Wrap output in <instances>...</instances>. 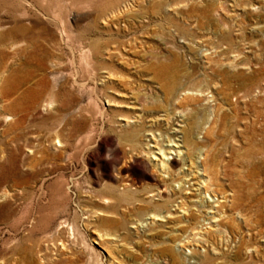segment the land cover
Listing matches in <instances>:
<instances>
[{
  "label": "rangeland",
  "instance_id": "1",
  "mask_svg": "<svg viewBox=\"0 0 264 264\" xmlns=\"http://www.w3.org/2000/svg\"><path fill=\"white\" fill-rule=\"evenodd\" d=\"M263 122L264 0H0V264H264Z\"/></svg>",
  "mask_w": 264,
  "mask_h": 264
},
{
  "label": "bare ground",
  "instance_id": "2",
  "mask_svg": "<svg viewBox=\"0 0 264 264\" xmlns=\"http://www.w3.org/2000/svg\"><path fill=\"white\" fill-rule=\"evenodd\" d=\"M231 67H233V68H235V67H237V66H231ZM225 84V83H224ZM244 84V83H243ZM242 88V87H241ZM222 90V89H221ZM247 90V89H246ZM242 91V90H241ZM252 91V90H251ZM206 90H203V89H194L193 91H190V89H187V88H183L182 90H181V96H183V101L185 100H194L195 101V99H198V97H205L206 98V96H208V94H206ZM223 93V92H222ZM245 93V95H243L244 96V98H247L248 96H249V94H250V92H248V91H245L244 92ZM233 94H235V93H233ZM224 95H225V93H224ZM228 96V95H227ZM242 96V95H241ZM251 96V95H250ZM240 97V96H239ZM238 97V98H239ZM33 98V100H32V102L30 103V104H36V102H37V100H38V96H33L32 97ZM237 99V98H236ZM206 100H207V102H208V98H206ZM246 100H248V99H246ZM200 101V100H199ZM17 102H18V106H19V101L17 100ZM249 102V101H248ZM17 105V104H16ZM51 105H52V102H48L47 104H45V106L47 107V108H50L51 107ZM46 108V109H47ZM219 108V107H218ZM234 109H235V106H234ZM231 110V109H230ZM241 111V110H240ZM220 109L218 110L217 108L216 109H211V111L209 112V115H208V118H207V120H206V122L203 124V127H202V129H201V131L203 130V131H205V132H208L209 134H213V135H215L216 136V130L214 129V128H212V129H210L211 128V123L213 122V120L214 119H216L217 121H218V119L219 120H221L222 119V116L220 115ZM234 112V111H233ZM237 112V111H236ZM255 112V111H254ZM240 113V112H239ZM262 114V113H261ZM260 113H259V115H257L256 116V118L258 119V118H260L262 115H261ZM181 115V114H180ZM225 115V114H224ZM238 115V114H237ZM236 115V116H237ZM261 115V116H260ZM182 117L184 116L183 114L181 115ZM232 116H234V114L232 115ZM239 116V115H238ZM255 116V115H254ZM260 116V117H259ZM263 117V116H262ZM225 118V116H223V119ZM228 118V117H227ZM233 118V117H232ZM242 119V118H241ZM260 119H262V118H260ZM216 122V121H215ZM255 122V121H254ZM264 123V122H263ZM215 124V123H214ZM218 124V123H217ZM258 125L260 124L261 125V123L258 121V123H257ZM256 124V125H257ZM209 125V126H208ZM255 125V124H254ZM255 125V127H257ZM217 126V125H216ZM179 127H181L180 125H179ZM260 127V126H259ZM247 129V128H246ZM264 130V129H263ZM257 131V130H256ZM261 131V130H260ZM174 132L175 133H182V131H180V130H174ZM259 133H261V132H259ZM208 134V135H209ZM218 135V134H217ZM177 136V137H176ZM176 136H174L173 138H168V145L165 147V146H161L160 148H157V152H155V151H152L151 149H149V151L146 153V155H148V158H149V160L150 161H158V163H155V167L156 168H158L161 172H163V173H169L170 172V167L168 166V160L169 159H171L170 158V155H173V154H175V155H180L181 154V149H180V147H182L178 142H179V140L180 139H178V135H176ZM153 139H154V136H153ZM148 145H149V143H148ZM148 147H154V146H148ZM212 149H209V150H207V149H205V148H201V149H199V153H198V158H200L201 160H204L205 161V163L207 164L212 158H211V156H212ZM157 156H159V158L157 157ZM202 175L206 178V179H203L200 183L201 184H199L200 186H202V188H204L205 189V195H207L208 194V192L210 193L209 194V196H214L215 197V200L213 201L214 203H216V205L214 206V207H217V203H221V202H223V200L222 199H219V198H216V196H217V194L216 193H219L218 192V188L221 186L218 182H217V180L216 179H214V178H212V177H210V176H208L207 174H204V172L202 173ZM173 180V182L175 181V182H179V181H176V180H174V179H172ZM179 180V179H178ZM181 180V179H180ZM182 182H184V181H182ZM181 182V184H183ZM180 184V185H181ZM183 186H184V184H183ZM168 188V187H167ZM212 194V195H211ZM220 195H221V198H224V199H226V201H229V202H233V201H235V199L237 198V194L235 195V193L234 192H232V193H229V195L230 196H232L233 198L232 199H229V197H228V195H225L226 193H219ZM238 198H239V196H238ZM237 203V202H236ZM103 205L104 206H107L104 210H100V211H98V212H96V213H99V215H108V211L106 210V209H109V208H111L112 207V201L110 200V199H108V198H104L103 199ZM161 205H164V204H161ZM214 207H212L211 206V209H213ZM210 213H214L213 212V210H211V212ZM217 213L220 215V217H222L221 216V214H223L222 212H218L217 211ZM237 214H238V216H240L241 215V211L240 210H238L237 211ZM161 217L162 216H160L159 214H156V213H152V214H149V217H147L146 218V220H151V219H153V220H160L161 219ZM224 217V216H223ZM163 218H165L164 216H163ZM214 219H216V217H211V219L210 220H214ZM214 222H217L216 220L214 221ZM148 223H147V221H146V223H140L139 225L142 227V226H146ZM216 227H218V229H216V230H220L219 229V226H220V224H219V222H217L216 223V225H215ZM222 228V227H221ZM232 230V229H231ZM225 231V230H224ZM195 236L196 235H194V239H195ZM222 236H224V234L222 235ZM103 237V235H100L99 236V238H102ZM197 237V236H196ZM201 238V237H200ZM200 238L198 237L197 238V240H200ZM230 241V239H229V237L227 236V234L225 235V242H226V244H228V242ZM235 241V240H234ZM95 243H97V242H95ZM98 244V243H97ZM179 246H184L182 243H179ZM187 252H190L189 250H187ZM191 263V262H190ZM193 263H198V262H193Z\"/></svg>",
  "mask_w": 264,
  "mask_h": 264
}]
</instances>
